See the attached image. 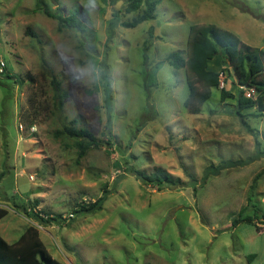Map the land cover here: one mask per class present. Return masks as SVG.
Returning <instances> with one entry per match:
<instances>
[{
  "label": "rangeland",
  "instance_id": "obj_1",
  "mask_svg": "<svg viewBox=\"0 0 264 264\" xmlns=\"http://www.w3.org/2000/svg\"><path fill=\"white\" fill-rule=\"evenodd\" d=\"M143 9L128 13L127 0H0V208L8 210L0 234L12 243L35 227L64 264H264V174L252 191L264 172V116L246 118L258 149L220 89L191 114L194 77L168 61L174 52L188 58L196 25L264 52V0H163L153 20L123 26ZM71 14L83 35L59 28L56 15ZM234 79L232 71L236 93ZM69 126L104 142L82 154L81 140L62 134ZM230 161L249 164L212 174ZM135 171L193 185L160 189ZM104 195L102 210L82 211ZM250 196L245 215L258 217L233 227ZM32 210L59 222L40 225Z\"/></svg>",
  "mask_w": 264,
  "mask_h": 264
},
{
  "label": "trees",
  "instance_id": "obj_2",
  "mask_svg": "<svg viewBox=\"0 0 264 264\" xmlns=\"http://www.w3.org/2000/svg\"><path fill=\"white\" fill-rule=\"evenodd\" d=\"M163 0H127L128 13L140 11L142 14L135 17L131 22L123 23L125 28H136L140 24L151 21L155 17L156 8ZM50 16V15H49ZM59 28L74 30L81 35L85 33V28L78 20L76 14L69 16L56 15ZM28 34L36 37L37 35L31 30ZM220 57L225 68L220 71L211 69L214 59ZM168 61L175 69V72L180 69H186L189 74L194 77L193 80L188 81L189 96L185 102V108L191 114H199L201 107L211 99L212 90L220 89V98L222 102L228 99H233L235 104L228 105L232 108V113L238 117L242 124L248 127L249 132L256 136V146L260 149V142L258 140V132L255 134L254 130L249 128L246 118L248 116L261 117L264 116V52L253 48L244 43L240 38L230 31L219 28L215 25L206 26H192L189 36V56L185 58L181 52L171 53ZM234 73L233 87H237L236 93H233L231 86L228 84V76ZM224 72L226 78L224 80V88H220L221 78L220 74ZM106 83L104 87L105 103L111 113L112 93L108 76H105ZM53 85L60 95V84L56 79H53ZM200 85V87H199ZM245 86L256 91L255 98H248L245 91L240 89ZM257 108V111L252 114H244L245 110ZM108 134L112 136L111 124L107 127ZM62 134H66L77 140H81L80 147L82 154L90 147H99L102 145V140L98 139L93 133L86 128H78L76 126H69L64 129ZM113 138V137H112ZM111 140V139H110ZM111 145V144H110ZM260 155L264 152H259ZM249 164L248 161H230L223 162L215 172L212 174H219L223 169H231ZM138 177L140 181L145 184L155 185L160 189L171 188H186L190 187L192 183H181L180 181H173L170 175L161 171L157 174L145 175L139 171L131 172ZM210 173V172H209ZM211 174V173H210ZM264 172L259 174L254 181L252 191L257 187L258 181L263 176ZM195 184V188H196ZM107 195L102 196L98 201L90 206L82 208L85 213H94L102 210ZM249 205L244 208L238 219L234 220L233 227H237L243 222H253L258 216L250 217L245 215L248 207L252 204V196L248 199ZM255 207V206H254ZM28 213L29 217L33 218L40 225H49L59 220L50 215L42 216L40 213ZM8 215V210L0 208V221ZM255 255L248 257L249 262L255 259ZM0 264H64L55 259L45 247L40 238L39 230L35 227H29L22 234L19 240L13 244H9L0 235Z\"/></svg>",
  "mask_w": 264,
  "mask_h": 264
},
{
  "label": "built area",
  "instance_id": "obj_3",
  "mask_svg": "<svg viewBox=\"0 0 264 264\" xmlns=\"http://www.w3.org/2000/svg\"><path fill=\"white\" fill-rule=\"evenodd\" d=\"M6 69H7L6 61L3 58H0V73L4 74L6 72ZM220 78H221L220 88H224V86H225L224 80L226 78V74L224 72H221ZM240 89L245 91V95L248 98H255L256 97V91L255 90L249 89V88H247L245 86H241Z\"/></svg>",
  "mask_w": 264,
  "mask_h": 264
},
{
  "label": "crops",
  "instance_id": "obj_4",
  "mask_svg": "<svg viewBox=\"0 0 264 264\" xmlns=\"http://www.w3.org/2000/svg\"><path fill=\"white\" fill-rule=\"evenodd\" d=\"M214 64L213 65H211V69L212 70H215V71H220L221 69H223V68H225V65L222 63V61H221V58L220 57H218V58H216V59H214ZM1 235V234H0ZM2 236V235H1ZM3 237V236H2ZM4 238V237H3ZM5 239V238H4ZM6 240V239H5ZM19 240V239H18ZM18 240H16L15 242H17ZM7 241V240H6ZM9 244H13V243H15V242H9V241H7Z\"/></svg>",
  "mask_w": 264,
  "mask_h": 264
}]
</instances>
